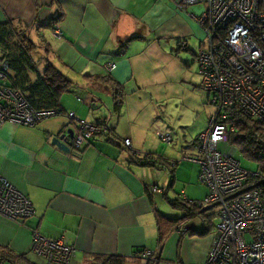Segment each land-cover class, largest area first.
Masks as SVG:
<instances>
[{
  "label": "crops",
  "instance_id": "1",
  "mask_svg": "<svg viewBox=\"0 0 264 264\" xmlns=\"http://www.w3.org/2000/svg\"><path fill=\"white\" fill-rule=\"evenodd\" d=\"M188 9L177 8L175 0H0V22L25 25L38 45L36 50L42 52L38 68L45 67V42L50 62L73 81L71 90L61 97L65 114L104 123L110 133V138L102 134L65 153L52 144L56 135L76 127L65 115L32 126L0 124V175L33 207L32 215L20 221L0 215V246L26 254L35 264H49L30 251L31 235L36 231L74 247L68 264H90L96 256L116 255L125 264L144 263L133 253L142 248L154 252V264H204L215 228L204 236H190V231L204 228L202 214L184 216L178 210L174 217L161 214L157 203L165 201L164 186H158L153 171L160 165L155 158L151 164L139 165L130 155L135 152V158H140L149 153L144 147L147 135L139 134L143 139H137L131 130L117 132L108 123L109 109H102L98 98V89L107 87L80 78L108 76L133 94L138 83L135 68L143 50H154L162 41L186 44L197 32L191 16L196 14ZM60 13L63 17L54 29L36 28ZM55 30L60 36H54ZM107 63H114L108 72ZM121 105H114L115 109L119 111ZM127 138L130 147L123 145ZM154 185L161 188L160 193H152ZM199 212L204 217L217 214L212 206ZM157 220L164 235L161 243Z\"/></svg>",
  "mask_w": 264,
  "mask_h": 264
},
{
  "label": "built area",
  "instance_id": "2",
  "mask_svg": "<svg viewBox=\"0 0 264 264\" xmlns=\"http://www.w3.org/2000/svg\"><path fill=\"white\" fill-rule=\"evenodd\" d=\"M182 11L195 4L204 9L191 15L205 36L197 55L201 86L211 95L214 114L207 129L198 135L197 154L188 160L199 165V181L208 189L200 206H214L217 223L212 245L204 264H264V187L248 188L247 182L258 179L264 184V173L250 172L234 160L235 148L229 145L228 134L234 131L228 120L233 111L245 119L264 124V0H175ZM55 36L60 32L55 30ZM113 63L105 66L111 70ZM5 65H0V124L33 125L55 115L52 110H34L23 96L4 83ZM76 124L70 151L78 150L97 132L92 123L69 112ZM169 143L168 134L156 133ZM220 144L230 146L221 152ZM123 145L130 147V139ZM152 193L161 188L153 186ZM30 200L0 175V215L9 220L31 216ZM31 251L49 263L68 264L75 253L61 239L51 240L34 231ZM137 254V253H136ZM154 252L137 254L140 259Z\"/></svg>",
  "mask_w": 264,
  "mask_h": 264
},
{
  "label": "rangeland",
  "instance_id": "3",
  "mask_svg": "<svg viewBox=\"0 0 264 264\" xmlns=\"http://www.w3.org/2000/svg\"><path fill=\"white\" fill-rule=\"evenodd\" d=\"M188 8L196 15L204 9L202 4ZM193 20L197 32L187 40L188 50L179 49L178 42L166 45L162 41L161 46H156V49L153 50L151 47L142 51L140 54L142 57L135 68V78L138 80L137 87L135 84L136 91L132 94L127 88L124 89L122 108L120 107L119 111L112 103V95L108 88L98 89L100 94L98 98L101 100L102 109H109L108 115H111V119L108 123L114 124L117 132L131 130L136 132L137 139H143L141 136L147 135L144 138L146 150H150L149 153L155 158L160 156L168 159L170 165H174L171 167L174 168V180L172 188L168 189L170 198L185 197L190 201L203 202L207 188L199 181V165L188 159L197 154L198 135L207 129L209 117L214 114L215 109L209 103L212 96L200 87L201 77L197 72L195 54L201 50L203 41L205 47V36L199 24ZM49 35L50 32L46 31L47 38ZM138 50L135 49V52ZM41 54L39 50L32 54L38 63V56ZM80 78L85 77L81 75ZM60 117L63 118L62 115L49 118ZM156 131L168 134L171 141L169 143L161 141ZM230 148L226 144L218 146L221 152H228ZM233 158L240 167L250 172L258 170L259 163L247 159L239 149L233 152ZM170 169L166 164H161L159 170L153 168L158 177L159 187L168 186ZM157 205L163 216H177L178 211L168 202L160 200Z\"/></svg>",
  "mask_w": 264,
  "mask_h": 264
},
{
  "label": "trees",
  "instance_id": "4",
  "mask_svg": "<svg viewBox=\"0 0 264 264\" xmlns=\"http://www.w3.org/2000/svg\"><path fill=\"white\" fill-rule=\"evenodd\" d=\"M63 15L60 13L57 17L50 19L47 23L37 26L39 29H54V26L58 25ZM61 34V33H60ZM55 36V34H54ZM56 37V36H55ZM178 48L184 51L188 50L187 45L184 41L178 42ZM44 48V60L45 67L43 69L38 68V63L34 60L32 54L38 48L30 38L27 27L20 22L5 21L0 22V65H5L4 72V83L6 86L14 91H18L27 102L28 106L34 110H52L55 115H65L67 117L68 113L65 114L64 109L61 107V97L63 94L69 92L74 85L73 81L65 76V74L57 68L48 58L49 47L43 42ZM201 47V46H200ZM200 51V50H199ZM197 54H195V62L197 64ZM108 64V63H107ZM114 64V63H113ZM108 72V70H107ZM88 81L99 82L107 86L110 90L113 98L114 105L120 106L123 103L124 97V87L113 81L108 76H85ZM200 87H203L200 84ZM204 90V89H203ZM205 91V90H204ZM54 115V116H55ZM52 117V116H51ZM49 118V117H47ZM45 118V119H47ZM70 122H72L69 117H67ZM80 119V118H79ZM43 120V119H42ZM39 120L33 125H37ZM84 120V119H83ZM86 121V120H85ZM87 122V121H86ZM229 124L234 127V131L228 134V142L230 146L239 149L243 156L251 161H257L259 167L257 172L264 173V124L245 119L243 116L233 111L231 117L228 120ZM74 125L76 126L75 122ZM97 127V132L88 139L92 140L94 138L100 137L99 135H104L106 138H110L104 123L96 124L92 123ZM22 125V124H16ZM32 126V125H27ZM73 130V129H72ZM73 130V136L74 132ZM86 141V142H87ZM131 151V150H130ZM71 152V151H70ZM132 152V151H131ZM133 153V152H132ZM131 158L139 165L151 164V160L154 157L151 153H147L140 158H135L136 153H130ZM144 160L146 162H144ZM155 163L166 164L170 169L174 165H170L166 159L159 157L155 158ZM153 163V162H152ZM176 164V163H174ZM170 183L168 186L163 187L162 194L165 202H168L171 207L175 210L182 211L184 216H194L196 214H202L199 212L204 206H200L197 201H190L185 197L182 198H170L167 193L168 189L172 188V183L174 180V168L170 169ZM248 188L253 187H264L258 179H251L247 183ZM158 187V186H157ZM207 188V187H206ZM208 194V189H207ZM206 194V195H207ZM211 207V206H207ZM214 207V206H212ZM199 212V213H198ZM212 213L207 217L200 215L204 222V228L200 231L193 230L189 232L190 236H204L210 233L216 226L212 224L214 218L217 219V214ZM162 219H166L161 215H158ZM22 219L12 220L20 221ZM159 220V219H158ZM157 220L158 227V242L161 243L164 239L162 233L161 225ZM188 233V231H186ZM32 239V235H31ZM31 251V245H30ZM143 251H148L146 249H135L134 256L141 254ZM32 252V251H31ZM33 253V252H32ZM137 253V254H136ZM34 254V253H33ZM35 255V254H34ZM37 256V255H36ZM154 256V255H153ZM149 257L144 259V263L138 261L136 264H154V257ZM143 260V259H142ZM0 264H35L26 257V254H16L8 247L0 246ZM51 264V263H49ZM55 264V263H54ZM90 264H125L124 258L119 256H96Z\"/></svg>",
  "mask_w": 264,
  "mask_h": 264
},
{
  "label": "water",
  "instance_id": "5",
  "mask_svg": "<svg viewBox=\"0 0 264 264\" xmlns=\"http://www.w3.org/2000/svg\"><path fill=\"white\" fill-rule=\"evenodd\" d=\"M73 138V130L67 129L64 133H59L52 139V144L56 145L61 151L65 153L70 152L71 141Z\"/></svg>",
  "mask_w": 264,
  "mask_h": 264
}]
</instances>
